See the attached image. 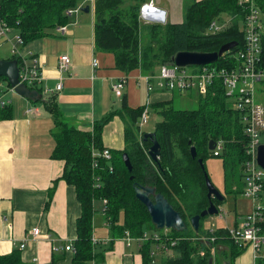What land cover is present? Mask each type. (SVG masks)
<instances>
[{
    "label": "trees",
    "instance_id": "trees-1",
    "mask_svg": "<svg viewBox=\"0 0 264 264\" xmlns=\"http://www.w3.org/2000/svg\"><path fill=\"white\" fill-rule=\"evenodd\" d=\"M80 1L0 0V15L26 45L69 24L72 20L69 10L81 6ZM149 1L95 0V46L112 52L115 67L125 73L135 69H140L143 74L154 72L162 64L171 63L172 57L179 51L214 52L231 41L238 42L231 53L244 47L245 31L241 25L244 26L250 2L190 0L184 6L182 22L144 23L141 9ZM254 4L264 15V0H254ZM225 16L229 18L228 24L224 22L227 20ZM213 20H219L224 26L218 32L209 33ZM262 41L264 43V36ZM8 59L21 63L16 55ZM232 64L228 54L216 63L219 67ZM2 80L7 81L8 87L11 86L7 78L0 77ZM30 87L40 91L37 86ZM198 97L199 105L195 109L175 108L174 98L152 104L162 116L155 129L161 145L158 161L151 159L148 151L152 141L144 140V132L139 125L145 106H129L126 95L122 98L120 109L110 111L102 120L95 121L90 130L79 128L64 116L56 94L44 101L42 98L34 100L35 103L41 101L54 117L56 145L51 157L65 162L60 179L75 186L81 204L73 264H88L93 259L97 264L104 263V254L112 249L113 240L124 236L126 231L134 237H141L147 231H157L147 206L136 196L138 185L154 186L180 211L188 225L182 231L171 229L165 233L164 229L159 230V240L151 238L142 243L143 264H157L152 251L157 245L170 244L172 240L177 243L173 253L161 258V264H208L212 256L214 264H225L226 261L235 264L237 257L245 251V247L235 243L225 229L217 233L205 231L203 221L206 217L201 219L199 232L190 223L194 215L210 204L205 175L206 161L214 156L209 149L210 140H223V150L217 157L224 159L226 191L239 195L244 192L242 164L246 159L248 140L240 113L232 107L224 87L214 85L207 95ZM115 116H121L125 121L126 145L123 149H109L103 143L104 128ZM12 117V104L0 108V119ZM192 146L197 150L195 158L191 153ZM105 148L110 150L111 159L100 158L99 167H94L93 151ZM123 153H128L132 171L126 166ZM52 193L53 189L50 201ZM103 199L107 200L103 213L112 234L111 245L107 247L94 245L92 239L95 202ZM213 201L218 206L224 202ZM206 236L214 239L205 241L203 238ZM220 244L227 245V248L221 250ZM0 264L27 263L22 259L21 250L16 248L9 254H0ZM259 264H264V261L260 260Z\"/></svg>",
    "mask_w": 264,
    "mask_h": 264
},
{
    "label": "crops",
    "instance_id": "crops-1",
    "mask_svg": "<svg viewBox=\"0 0 264 264\" xmlns=\"http://www.w3.org/2000/svg\"><path fill=\"white\" fill-rule=\"evenodd\" d=\"M152 1L157 9L164 12L165 23H180L184 20V6L190 0ZM90 6L89 12H73L72 20L65 30L56 29L50 35L20 47L26 59L31 60L32 55H35L42 64L45 79L37 85L40 91L30 87L37 90L36 99H48L44 93L45 85L55 87L62 75L63 88L56 93L60 110L71 123L90 130L95 121L102 120L110 111L118 109L117 101L121 102L123 97L115 96L112 83L122 76L129 77L124 95L129 106L134 108L141 106L146 99L150 110L153 103L172 99L176 93L181 94L177 91L148 92L144 81L138 84L144 75L140 69L130 73L117 69L115 55L95 46L94 5ZM141 19L144 23L149 22ZM64 54L70 55L72 67L60 73V57ZM94 59L99 62L96 67L93 65ZM1 86L0 81V95ZM143 87L148 97L143 96ZM9 89L16 91L12 86ZM7 100L13 106V117L0 119V254H9L19 248L27 264H73L81 204L75 186L60 179L65 162L51 157L56 145L54 117L41 101L35 103L34 99L18 92ZM32 106L38 109L37 113H27ZM103 143L109 149L125 147V121L121 116H115L105 126ZM263 194L264 190V203ZM104 205L103 200L95 202L92 239H100L99 243H93L99 247L110 246L112 241L103 213ZM252 209L253 205L250 204L238 213L236 207L234 221L229 219L225 225H241ZM238 214L245 215L240 219ZM36 226L40 228V235L33 237L29 231ZM227 228L223 225L214 232ZM124 236L113 240L112 249L106 251L102 264H143L138 244L128 245ZM23 243L26 244L25 248H21ZM67 244H72L74 250H67ZM220 248L225 250L227 245L220 244ZM260 260L264 261V250L256 257L254 249L247 246L235 264H259Z\"/></svg>",
    "mask_w": 264,
    "mask_h": 264
},
{
    "label": "built area",
    "instance_id": "built-area-1",
    "mask_svg": "<svg viewBox=\"0 0 264 264\" xmlns=\"http://www.w3.org/2000/svg\"><path fill=\"white\" fill-rule=\"evenodd\" d=\"M94 5L95 0H88ZM250 2L249 12L246 14L244 22L245 42L244 47L231 53L228 51V59L232 58L233 64L229 66L219 67L216 63L206 65H192L187 67H179L174 63L162 64L158 71L144 74L138 80V84L145 82L148 92H166L177 91L181 94L194 93V95H207L214 85L224 87L227 97L232 107L240 113L245 134L247 135L246 159L243 161L242 169L244 173V192L245 197L253 200V209L245 216L241 225L228 227V235L235 243L241 247L250 246L254 249L255 256H259L264 250V203L262 202V192L264 190V168L258 163V148L264 144V15L260 8L254 4V0H241ZM83 5L70 9L69 14L81 10ZM157 8L153 5V1L145 3L141 9V18L147 22H154L152 18L160 17ZM224 24L219 20H213L209 26L208 32L215 33L222 29ZM59 30H65V26H61ZM14 42L13 55L20 57L21 63L18 62L20 69L19 83L27 86H37L44 81L42 72V64L38 57L32 55L31 60L26 59L22 54L20 47L23 45L22 38L15 33L13 28L9 26L0 15V41ZM1 47V46H0ZM93 65H99L97 59H94ZM72 59L70 55L64 54L60 57L59 72L64 73L71 69ZM129 82L128 76H122L112 83V90L116 97L124 96V89ZM217 83V84H216ZM63 88V76L60 75V81L55 87L45 85L44 93L51 96L61 91ZM14 90V87H13ZM192 96V95H191ZM10 104L3 95H0V108H4ZM35 106L28 108L27 113H37ZM150 110L149 104L143 110L140 117V126L146 124L149 120ZM215 148L212 150L214 156H219L223 150V140L215 141ZM94 167H99V159L105 158L110 160L112 154L108 148L102 151H93ZM106 204L107 200L103 199ZM105 209V208H104ZM103 209V211H104ZM169 229L165 230V233ZM210 232H214L211 230ZM29 234L33 237L40 235V228L33 227ZM155 238L159 240V232L154 231L144 233L141 237H134L130 231H126L124 239L128 245L137 243L139 248L145 241ZM205 241L214 239V237H204ZM94 243H99L100 239L93 237ZM176 240H172L170 244L162 243L156 246L152 251V255L157 258L158 255H172L173 247ZM26 244H21V248H25ZM67 250H74L72 244L65 246ZM56 249V247H55ZM154 259V262L157 260ZM91 264H97L95 260Z\"/></svg>",
    "mask_w": 264,
    "mask_h": 264
},
{
    "label": "water",
    "instance_id": "water-1",
    "mask_svg": "<svg viewBox=\"0 0 264 264\" xmlns=\"http://www.w3.org/2000/svg\"><path fill=\"white\" fill-rule=\"evenodd\" d=\"M84 12H89L91 6H83L81 8ZM160 14V17H154L152 20L154 22L165 23L164 12L157 9L156 12ZM238 45V42L231 41L223 44L218 51L205 52V51H179L172 57V62L179 67H187L192 65H206L211 63H216L224 53L233 50ZM19 73L20 69L18 66V61L16 59H4L0 60V77H5L12 87L15 88L16 92L23 94L31 99H36L35 94L37 90H32L29 86L24 83H19ZM151 140L152 145L149 148V155L152 160L158 161L161 154V145L156 138L155 132L144 133V140ZM215 141L210 140L209 149L213 150L215 148ZM192 156L195 158L197 156V150L195 146L191 147ZM258 163L264 168V144L260 145L258 148ZM123 160L128 167L129 171L133 170V165L130 160L128 153H123ZM203 166V160L200 159ZM206 175V185L208 188V197L210 200V205L208 208L204 209L200 213L194 215L191 218V225L196 232H199L201 219L208 215L219 214L220 208L214 203L213 198H217L220 201H224V195L213 185L211 178L207 173ZM133 178V176H131ZM136 196L143 202L151 215L153 224L158 229H175L177 231L186 230L188 228L186 221L183 219L182 214L178 211L170 201L164 196V194L156 191V188L151 185H138L136 186ZM208 264H214V257L209 258ZM225 264H230L226 261Z\"/></svg>",
    "mask_w": 264,
    "mask_h": 264
},
{
    "label": "rangeland",
    "instance_id": "rangeland-1",
    "mask_svg": "<svg viewBox=\"0 0 264 264\" xmlns=\"http://www.w3.org/2000/svg\"><path fill=\"white\" fill-rule=\"evenodd\" d=\"M81 5H91V2L88 0H81ZM227 20H226V19ZM224 21L226 24L229 23L228 16H225ZM222 22V23H224ZM243 24L241 25V28H243ZM13 44L14 42L5 41L2 39L0 41V60L8 59L12 57L13 52ZM18 48H20V44L18 45ZM158 71V70H157ZM2 95L7 99H10L12 95L16 94V91H12L11 89L8 90V83L6 80H2ZM146 90V89H145ZM12 91V92H11ZM143 96L146 95L148 97L147 90L144 92V87L141 89ZM192 96H189L187 93L179 94L176 93L173 101V105L177 109H195L199 105V97L197 95H194V93H189ZM147 100L145 99V102H143L142 105H147ZM141 105V106H142ZM122 106V101H117L116 108L120 109ZM139 107V106H138ZM134 108V107H133ZM137 108V106H136ZM162 121L161 114L153 107H150V116L148 122L142 127V131L144 133H150L155 132L157 124ZM206 169L209 177L212 180L213 185L225 196V201L219 206L220 212L216 215H208L206 216V219L203 221V229L205 231H211V230H218L220 226L231 227L226 226L228 220L231 219L234 221L236 217V207L238 208V213H240V210L247 209L248 206L251 204L253 205V200L251 198L245 197L243 194H233L228 193L226 191V184H225V171H224V159L222 156H211L206 161ZM264 198V194H263ZM252 201V202H251ZM98 202V201H97ZM245 214H238V217L242 219ZM221 217H224L221 219ZM157 231L162 229H155ZM166 230V229H164ZM171 230V229H169ZM150 233L154 232V230L149 231ZM164 256L159 255L157 257V264L162 263V259Z\"/></svg>",
    "mask_w": 264,
    "mask_h": 264
},
{
    "label": "flooded vegetation",
    "instance_id": "flooded-vegetation-1",
    "mask_svg": "<svg viewBox=\"0 0 264 264\" xmlns=\"http://www.w3.org/2000/svg\"><path fill=\"white\" fill-rule=\"evenodd\" d=\"M222 195H223V194H222ZM224 197H225V196H224ZM213 199H215V200H216L217 198H215V197H214ZM217 200H218V199H217ZM214 203L216 204V202H215V201H214ZM209 205H210V204H209ZM216 205H217V204H216ZM217 206H218V205H217ZM208 207H209V206H208ZM208 207H207V208H208ZM218 207H219V206H218ZM190 223H191V220H190ZM187 226H188V225H187Z\"/></svg>",
    "mask_w": 264,
    "mask_h": 264
}]
</instances>
